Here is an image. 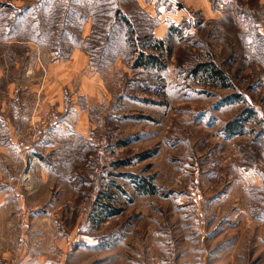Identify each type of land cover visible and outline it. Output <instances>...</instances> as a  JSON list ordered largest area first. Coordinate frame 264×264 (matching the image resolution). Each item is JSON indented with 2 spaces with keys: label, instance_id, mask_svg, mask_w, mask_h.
Wrapping results in <instances>:
<instances>
[{
  "label": "rangeland",
  "instance_id": "obj_1",
  "mask_svg": "<svg viewBox=\"0 0 264 264\" xmlns=\"http://www.w3.org/2000/svg\"><path fill=\"white\" fill-rule=\"evenodd\" d=\"M114 3L96 0L93 11L104 20ZM210 3L220 13L205 18L192 10L182 36L173 34L163 53L150 50L158 45L145 39L144 27L152 24L143 17L142 26L137 24L143 38L129 42L123 25L112 28L115 39L95 58L103 72L117 58L132 65L146 53L157 54L164 69L107 73L110 103L91 107L92 144L79 140L75 151L70 146L59 156L76 164L69 172L77 173V199L67 214L55 215L49 223V217L37 216L25 233L27 243H10L15 259L264 264V3ZM208 61L225 72L231 88L194 78V67ZM243 121L242 133L229 131L231 124ZM142 180L155 185L157 194L138 195L135 184ZM100 195L102 201L110 198L109 206L119 214L101 213ZM78 211L84 216L73 232ZM72 234L77 244L69 250L65 245L68 251L58 254L53 248L57 237ZM3 245L0 241V264H9Z\"/></svg>",
  "mask_w": 264,
  "mask_h": 264
},
{
  "label": "crops",
  "instance_id": "obj_2",
  "mask_svg": "<svg viewBox=\"0 0 264 264\" xmlns=\"http://www.w3.org/2000/svg\"><path fill=\"white\" fill-rule=\"evenodd\" d=\"M94 2L0 0V241L6 263L52 262L44 256L17 260L10 243L22 247L37 216L49 217V223L55 215L67 214L77 199V173L69 172L76 164L59 156L70 146L76 148L79 140L92 144L91 107L110 103L106 101L107 96L111 98L107 73L132 68L117 58L103 72L95 59L100 55L97 50L115 39L111 32L116 12L126 16L138 32L139 17L151 22L152 27H144V31L156 40L166 39L172 26L191 21L192 10L205 18L220 13L212 9L210 0H115L111 16L103 20L101 13H94ZM100 25L108 28L101 30ZM97 40L101 46L94 45ZM39 94L43 106L51 105L60 112L59 121L49 127L41 143L30 148L27 135L33 120L29 112L22 114L18 108L33 110ZM33 157L39 159L35 168ZM83 216L79 211L75 214L78 221L73 232ZM72 237H57L53 248L58 254L77 244Z\"/></svg>",
  "mask_w": 264,
  "mask_h": 264
},
{
  "label": "trees",
  "instance_id": "obj_3",
  "mask_svg": "<svg viewBox=\"0 0 264 264\" xmlns=\"http://www.w3.org/2000/svg\"><path fill=\"white\" fill-rule=\"evenodd\" d=\"M116 22H114L113 27H117L120 25H123V27H125L126 30V34H125V39L126 41L131 42L133 37H138V38H143L141 35V31H137L136 28H134V26L130 23V21L126 18V16H123L122 13L120 11H117L116 14ZM186 22H184L185 25ZM182 24V26L176 27V26H172L170 28L169 34L167 36L166 39L164 40H156L154 39L150 34H147L144 36L145 39H154L156 40L157 43V47L155 48H150L151 51H156L160 53H163V51L165 52L166 49L169 48L170 44L172 43V40H174L173 38V34H176L177 37H181L182 36V32L180 33V30L182 29V27L184 26ZM106 26V25H104ZM179 30V31H178ZM150 67H157L159 70H163L164 66H162V62L159 56H157V54H151V53H146V54H141L138 57H135V60H133L132 63V68L134 69H149ZM192 75L194 76V78H202V79H206L211 81L213 84H217L222 88H231V85L228 83V77L225 74V72L223 70H221L220 68H218V66L212 62V61H208V62H202L197 64L194 69L192 70ZM251 116V114H249ZM245 121V120H244ZM243 122H241L239 124V122L237 123H233L229 126V131L232 133H242L244 130V125ZM248 121V120H247ZM135 190L136 193L140 196H148V195H155L157 194V187L155 185H153L150 182H146L145 180H142L138 183L135 184ZM102 195L98 196V201H100ZM109 198V197H108ZM110 200V201H109ZM108 201L104 200L101 202V207H102V212L104 213V215H106L107 217H111V216H115L117 214H119V212H115L111 209V207L109 206V202H113L110 198ZM104 211V212H103Z\"/></svg>",
  "mask_w": 264,
  "mask_h": 264
},
{
  "label": "built area",
  "instance_id": "obj_4",
  "mask_svg": "<svg viewBox=\"0 0 264 264\" xmlns=\"http://www.w3.org/2000/svg\"><path fill=\"white\" fill-rule=\"evenodd\" d=\"M43 72L46 70L43 67ZM44 80V79H43ZM42 80V84L40 90H43L44 81ZM38 99L34 105V108L31 112L32 124L30 125L29 133L27 135V144L30 147H33L42 142L45 137V133L50 126H56L59 121L58 111L53 107L49 106L44 108L43 101L41 99V94L38 95ZM18 111L22 114L28 113L29 110L25 107H19ZM39 163V159L37 157L33 158L32 165L34 167Z\"/></svg>",
  "mask_w": 264,
  "mask_h": 264
}]
</instances>
